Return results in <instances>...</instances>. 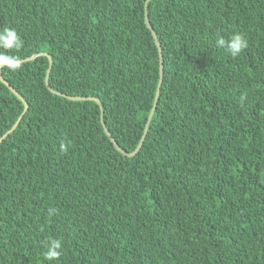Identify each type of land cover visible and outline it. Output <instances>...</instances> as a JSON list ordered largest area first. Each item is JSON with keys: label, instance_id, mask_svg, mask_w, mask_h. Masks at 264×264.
<instances>
[{"label": "trees", "instance_id": "obj_1", "mask_svg": "<svg viewBox=\"0 0 264 264\" xmlns=\"http://www.w3.org/2000/svg\"><path fill=\"white\" fill-rule=\"evenodd\" d=\"M0 0L27 102L0 143V264H264V0ZM159 100L142 147L160 80ZM243 33L233 58L216 47ZM102 108V109H101ZM0 82V138L22 114ZM101 110L103 112H101ZM66 146L65 151L60 145ZM55 209V212H51Z\"/></svg>", "mask_w": 264, "mask_h": 264}, {"label": "clouds", "instance_id": "obj_2", "mask_svg": "<svg viewBox=\"0 0 264 264\" xmlns=\"http://www.w3.org/2000/svg\"><path fill=\"white\" fill-rule=\"evenodd\" d=\"M248 42L243 33L235 32L227 40L223 36L216 39V47L224 49L233 58L239 57L247 48ZM24 47V41L15 28H0V69H6L11 74L20 72L23 65L15 53H19ZM60 150H66L64 144L60 145ZM55 212V209H51ZM46 251L43 252V261L56 262L62 255V241L60 239L49 238L46 241Z\"/></svg>", "mask_w": 264, "mask_h": 264}, {"label": "water", "instance_id": "obj_3", "mask_svg": "<svg viewBox=\"0 0 264 264\" xmlns=\"http://www.w3.org/2000/svg\"><path fill=\"white\" fill-rule=\"evenodd\" d=\"M151 0H147L146 3H145V10H147L148 8V4ZM145 24L147 26V28L151 31L152 33V36H153V39H154V42H155V45L158 49V52H159V58H160V74H159V77H160V80H159V83H158V86H157V91H156V94H155V99H154V103H153V107L150 111V114L148 116V121L146 123V126H145V129H144V133H143V136L140 140V143L137 147V149L132 152V153H128L126 151H124L117 143L116 141L114 140V138H112L110 132L108 131V129L106 128V125L103 121V119L101 120V123H102V126L104 128V132L105 134L108 136V138L110 139V141L114 144V147L115 149H117L120 153H122L123 155L127 156V157H133L135 156L140 148L142 147V144L144 142V139H145V136L147 134V131H148V128H149V125H150V122L153 118V115H154V112L156 110V107H157V103H158V100H159V94H160V87H161V83H162V79H163V61H162V52H161V49H160V43L157 39V35L155 33V31L153 30L149 20H148V15L146 14L145 15ZM38 57H46L48 59V63H49V67L47 69V74H46V79H45V83H46V86L48 87V89L50 90V92L54 95H57V96H60V97H64V98H67L68 100H71V101H94L96 102L98 105H100V100L98 98H94V97H76V96H67L63 93H60V92H57L55 90H53L50 85H49V75H50V71L52 69V66H53V60H52V57L47 54V53H38V54H35L25 60H20L21 63H25V62H29L31 60H34ZM1 70L0 69V82L3 83L23 104L24 106V110L22 112V114L20 115V117L18 118L17 122L12 126V128L6 132L1 138H0V143L9 135L11 134L16 128L17 126L19 125L20 121L22 120V118L24 117V115L27 113L28 111V104L27 102L25 101V99L9 84L7 83L3 77H2V73H1ZM102 109V108H101ZM101 112H103L101 110Z\"/></svg>", "mask_w": 264, "mask_h": 264}]
</instances>
